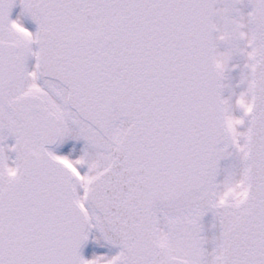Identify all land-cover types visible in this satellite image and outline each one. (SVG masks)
<instances>
[{"label":"snow or ice","instance_id":"snow-or-ice-1","mask_svg":"<svg viewBox=\"0 0 264 264\" xmlns=\"http://www.w3.org/2000/svg\"><path fill=\"white\" fill-rule=\"evenodd\" d=\"M0 264H264V0H0Z\"/></svg>","mask_w":264,"mask_h":264}]
</instances>
